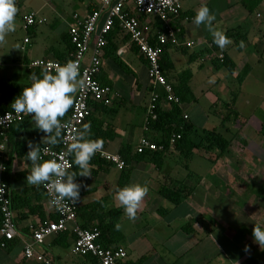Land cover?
Instances as JSON below:
<instances>
[{
    "label": "crops",
    "instance_id": "1",
    "mask_svg": "<svg viewBox=\"0 0 264 264\" xmlns=\"http://www.w3.org/2000/svg\"><path fill=\"white\" fill-rule=\"evenodd\" d=\"M188 1L181 0L182 12L173 21L174 25L181 28V44L167 49L173 68L166 71V74L172 84L179 80V74L187 69L185 68L187 64L190 71L193 62L198 61L197 65L201 66L205 55L209 53L194 57L195 53L207 50L212 44L213 36L208 29L202 25L197 26L193 22L196 11ZM240 2L243 5L242 0ZM16 4L18 5L17 10L22 7L26 8L22 15V29L25 30L26 35L21 43V49L25 51V54L22 55L23 61L12 57V64L8 65L9 74L8 70L1 67L0 98H4V94L9 92L5 84L27 85L32 83L31 76H38L37 69L31 67L33 60L56 59L53 50L64 55L69 53L72 56L73 51L69 52L71 48L68 43L69 29L77 25L96 6L93 0H16ZM263 4L264 0H261L255 9L257 18L263 17ZM126 5L131 6L132 4L128 2ZM216 7L218 8L219 25L223 27L222 32L225 31L224 29L234 27L242 29V24L232 25L230 20L233 19L225 17L226 12L224 11L228 7L233 9V5L226 3L216 5ZM30 12H36L46 21L25 28V16ZM105 17L104 12L100 17L98 30L102 27ZM245 20L246 17L243 18V21ZM143 22L147 27V32L154 35L156 20L145 17ZM217 23L213 22L215 29ZM44 24L47 26H43ZM262 24L257 29V35L261 38L258 37L256 41L254 38L253 42L256 46L253 54L249 53L246 57L249 60L245 61L247 62L245 65L251 66V59L261 62L260 56H264V29H262L264 21ZM27 37L28 42L25 41ZM110 40V46L113 44L118 46L119 61L113 60L111 52L105 54L107 50H103V66L98 79L102 84L109 85L112 93L106 101L91 104L90 119L94 120V126L89 120L84 124L90 126L91 139L101 140L95 135L103 132L104 143L102 145L104 148L109 153L120 155L124 146H130L132 153L136 152L143 137L153 141V133L145 127L148 109L153 103L154 94L164 93V89L152 86L147 61L136 49L137 47L131 43L126 33L121 30ZM0 44L2 45L0 50L6 48L4 46L6 43ZM232 45L234 44L231 41L226 46L228 50ZM238 48L241 49V46ZM228 54L234 57L229 51ZM191 55L193 57H190ZM251 55L253 58H250ZM177 59L182 63L181 67L177 66ZM235 62L236 73L233 75L239 73L237 70L240 65L236 60ZM251 74L252 71L249 72L248 77L246 76L244 82L247 78H251ZM163 102L165 108L170 107L167 99ZM185 104L183 111L191 120ZM70 111L71 107L62 120L68 119ZM31 116L32 114L27 115L23 122L14 125L11 130L12 142L8 145L11 167L6 175L8 182L5 181L10 186L12 197L21 196L15 201L16 205L13 207L18 236L9 242L6 248H0V264H40L36 260L25 257L23 239L31 238L32 228L38 227L41 223V216L48 220L54 215V209L44 190L42 193V185L30 186L26 181L27 173L31 169L26 156L29 150L28 142L31 141L34 146L39 145L40 149L47 145L41 143L45 134L33 127ZM249 120L246 119L241 128L254 129L258 133L264 119L260 123ZM256 124L257 128L252 127ZM233 144L232 141L229 150L218 159L208 155L196 158L198 163L204 164L205 170L200 173L193 172L188 176L180 172L179 167H183L181 164L183 160L178 151L171 148L164 156L160 168L149 157L141 160L132 159L126 169L124 168L125 170L104 158L100 157L103 160L96 161L92 157L89 164L91 175L85 177L77 174L75 177V181L80 185L77 205L81 209L96 205L104 211L113 208L121 210L118 224L123 238L118 246L123 247L127 252V259L124 263L135 262L142 258L140 264H212L211 260L215 261L214 264H246L248 259L255 258L264 264V248L254 241L252 234L255 224L264 226V198L258 194V190L264 183L263 181L260 184L259 181L260 177L264 178L258 169L260 161L257 162L258 164L252 163L249 154L246 156L231 155ZM249 144H246L247 147H250ZM253 144L252 141L251 145ZM176 157L180 158L179 162ZM44 160H50V158L46 157ZM193 160L195 161V158H191L189 162ZM243 161L251 163L249 171L241 169L239 171V165ZM262 162L264 163V160ZM177 166H179L178 171L175 170ZM77 171L79 169L74 165L70 172ZM241 179L245 181L240 183ZM124 182L126 185L139 183L147 188V193L135 219H129L123 207L114 199L116 190L124 187L122 186ZM164 185L182 188L189 196L180 203H173L160 193ZM78 221L82 224L81 215H78ZM73 244L72 239H60L56 235H50L37 247V250L46 252L53 259V264H97L96 259L90 256L74 255L72 253ZM245 246L248 247L247 251H245Z\"/></svg>",
    "mask_w": 264,
    "mask_h": 264
},
{
    "label": "built area",
    "instance_id": "2",
    "mask_svg": "<svg viewBox=\"0 0 264 264\" xmlns=\"http://www.w3.org/2000/svg\"><path fill=\"white\" fill-rule=\"evenodd\" d=\"M128 2H131L132 5L127 6ZM93 3L96 5L95 9L81 19L77 25L71 26L69 29L71 43L74 46L72 59L69 61L78 64L79 78L83 79L87 86L76 93L68 119L61 122L62 138L60 148L55 149L48 144L41 148L43 160L46 157L57 161L62 159L66 163L68 171L73 168V163L72 156L67 153V146L91 114V102H104L112 93V88L109 85L102 84L98 76L103 66L102 55L107 44L106 36L117 26L128 35L131 43L138 48L139 53L147 61L152 86L162 87L165 99L168 102L179 104L182 108L184 106V103L180 102V98L174 93L172 83L169 82L160 64L163 46L168 43L172 45L181 44L179 37L181 28L173 24V21L182 12L181 0H93ZM104 12L106 13L105 20L98 30L100 17ZM143 15L147 18L160 20L164 29L159 30L155 36L148 33L146 25L139 18ZM75 17H78V15H75ZM45 21L46 19L38 16L36 12H30L25 16V28ZM25 41L28 42L29 38L27 37ZM220 57H223V54ZM66 62L68 61L48 58L36 59L31 62V67L52 73L57 66ZM158 97L159 94L155 93L153 103L148 109L145 126L147 130H149V119L157 118L154 103ZM6 115V120H0V248H6L9 242L18 236L11 190L9 184L4 180L8 159V131L14 124L23 122L27 116L26 114L18 115L12 109L0 113V117ZM184 117L188 118V114L185 112ZM179 137L177 135L171 139L170 148L172 150L175 149V142ZM161 149H164L163 145L143 137L136 151L141 153L145 150ZM95 155L110 161L120 169L126 166V162L121 155L109 153L103 145ZM43 190L50 202L51 197L48 190L44 186ZM64 205L63 212L57 211L52 205L58 219L40 223L37 228H32L30 239H23L26 258L36 260L40 264H53V259L46 252L37 250V247L50 235L72 231L75 235L72 246L74 255L92 256L96 258L97 264L124 263L127 259V252L123 247H104L100 242L101 232L98 229L84 228L78 221L77 203L65 200Z\"/></svg>",
    "mask_w": 264,
    "mask_h": 264
},
{
    "label": "clouds",
    "instance_id": "3",
    "mask_svg": "<svg viewBox=\"0 0 264 264\" xmlns=\"http://www.w3.org/2000/svg\"><path fill=\"white\" fill-rule=\"evenodd\" d=\"M16 14V0H0V43L7 34L16 30ZM214 21L215 15L206 5L201 6L193 18L197 26L204 25L208 29L213 36V42L223 49L231 40L213 27ZM79 77L78 64L68 61L57 66L52 73L45 70L41 76L32 75L30 86L24 87L11 103L10 107L16 114H32L33 127L45 134L41 143L56 145L59 142L62 133L61 120L72 107L74 94L87 86ZM6 119L7 115L0 117V120ZM101 148L102 142L91 139L90 126L84 124L67 146V153L73 157L72 163L79 169L77 172H69L62 159L43 160L39 145L34 146L29 141L26 156L31 169L26 176L27 185L44 186L51 197V204L57 211L63 212L65 200L75 203L79 201L80 185L75 177L77 174L85 177L91 175L90 161ZM146 193V186L134 183L118 188L114 199L123 207L129 219H135ZM115 227L120 229L119 224ZM252 234L254 241L264 248V226L255 224ZM247 250L248 247L245 246V251Z\"/></svg>",
    "mask_w": 264,
    "mask_h": 264
},
{
    "label": "trees",
    "instance_id": "4",
    "mask_svg": "<svg viewBox=\"0 0 264 264\" xmlns=\"http://www.w3.org/2000/svg\"><path fill=\"white\" fill-rule=\"evenodd\" d=\"M243 6L249 11L253 12L256 7L261 3V0H242ZM92 6V5H90ZM92 8V7H91ZM146 16H139L141 20L145 19ZM177 26V25H176ZM155 28L156 33H154L153 36L157 34V32L160 30L162 31L163 23L160 20H156L155 22ZM121 32V28L117 26L114 30L108 33L106 36L107 38V44L104 47L105 54L111 52L113 60L116 62L119 61L117 58V50L118 46L117 44H113V46H110L112 36L118 34ZM237 47H240L241 44L248 39V33L242 30L239 27H234L231 29H227L223 32ZM128 37V35L126 34ZM181 36V33L179 34V37ZM212 44L210 45V48L207 50L201 51L200 53H195L196 56L203 55L206 52L210 55V60L214 67L216 69H220L221 67H225L229 72L232 74L235 73L236 69V62L235 60L229 56L228 54V47H225L223 49L219 48L214 42L213 37L211 38ZM68 43L71 46L70 51H74V46L71 43L70 37L68 38ZM116 43V42H115ZM172 45L171 43L166 44L163 46V51L160 56V64L163 69V72L166 74V71H169L173 68V63L169 58V53L167 51L168 48H170ZM138 50V48H136ZM55 52V58L60 61H69L72 59V56L67 53L66 55L59 53L57 50H53ZM223 54V57H220V55ZM190 57H193L192 55ZM38 76H41L42 70H37ZM250 72V66L245 65L243 69L237 74L236 80H238L239 84H243L244 79ZM192 77V72L190 69H186L184 71H181L179 74V80L177 82H174L172 84L174 93L180 98V102L182 103H190L195 100V96L193 94V90L190 85V80ZM30 84L22 85V84H15V83H9L5 84V87L8 88L9 92L4 94V98H0V113H3L9 109H11V103L13 100L20 95L24 87H28ZM4 91V90H3ZM164 99L165 95L161 92L159 94V97L155 101V112L157 113V118L155 119H149V129L153 133V141L156 142L159 145H163L164 149L161 150H145L144 152H133L132 148L130 146H124L121 151L120 155L125 160L126 167L129 165L130 161L132 159L141 160L145 157H149L151 161H153L158 168L161 167L163 163L164 156L168 154L169 148H170V141L174 136L179 135L180 137L176 139L175 142V150L178 151L179 156L182 157L183 162H185V166L188 167V162L193 157L194 153L197 150H202L206 152H215L216 159L222 157L230 148V145L232 144L233 138H227L224 135H222L220 132H218L215 128L213 129H203L201 132L195 127V124L189 120L188 118L184 117V111L183 108L180 107L179 104H176L174 102H170V107L165 108L164 107ZM93 102H91L92 104ZM232 115H235L237 118L239 113L235 110L229 112L228 116H226L224 119H229ZM91 114L87 117V120L91 121V125L94 126L93 122L94 120L90 119ZM96 120V119H95ZM64 121V120H62ZM61 121V122H62ZM21 123V122H20ZM85 123V122H84ZM17 124V123H16ZM14 124V125H16ZM99 125L101 123H98ZM13 125V126H14ZM13 126L8 131L9 136V144L12 142L11 138V130ZM101 129V127H99ZM103 133V132H102ZM102 133H96L97 137L101 138L102 144L104 143L103 135ZM258 133L264 137V120L260 125V129ZM62 138V133H61ZM56 145H51L55 149L60 148V141ZM97 139V138H95ZM99 140V139H98ZM93 158L98 160H103L98 156H93ZM73 159V157H72ZM7 165V171L4 174V180H7L6 175L9 171L11 164L9 158L6 161ZM74 167V164H73ZM123 168V169H124ZM124 169V170H125ZM71 171V170H70ZM69 171V172H70ZM126 183L124 182L122 186H125ZM42 193H43V186H42ZM160 193L173 203H180L181 201L185 200L189 194L187 192L184 193V190L179 187H170L169 185H164L160 189ZM258 194L261 198H264V183L261 185L260 189L258 190ZM21 196H14L12 197V204L13 207L15 204V201L17 199H20ZM39 207V206H36ZM37 210V209H36ZM77 215H81L83 222L82 226L84 228L88 229H98L101 232V238L100 242L104 247H116L118 246V243L123 238V235L119 230L116 229L115 225L119 223L120 217H121V210L119 208H113L108 211H104L103 208L100 209L96 207V205H93L89 208L81 209V207L77 208ZM41 223L46 222L47 219L41 216ZM58 216L56 213H54L53 216H51L48 221L50 220H57ZM0 225H1V215H0ZM57 238L60 239H72L73 243L75 241V235L72 231H67L63 233H59L56 235ZM67 245V244H65ZM92 257V256H90ZM94 258V257H92ZM96 259V258H94ZM97 262V260H96ZM142 262V258L138 259L135 262H127L123 264H140ZM246 264H262L260 261H258L255 258H250L247 260Z\"/></svg>",
    "mask_w": 264,
    "mask_h": 264
},
{
    "label": "rangeland",
    "instance_id": "5",
    "mask_svg": "<svg viewBox=\"0 0 264 264\" xmlns=\"http://www.w3.org/2000/svg\"><path fill=\"white\" fill-rule=\"evenodd\" d=\"M188 3L191 5V7H194L193 9L195 11H197L201 6L206 5L210 12L215 15V21L218 22L216 30L218 31H222L223 27L219 25V18L217 17L218 8L216 5H225L228 3L229 5L234 6L233 9L229 7L226 8L224 11L226 12L225 17L228 19H233L230 20L232 21V25H235V23L238 25L242 24V29L247 32L249 36L248 41L246 40L241 44V49H239L236 45H232L228 50L240 65L237 70L240 72L247 63L245 62L248 59L246 57L249 55V53L253 54L254 52L256 46V43L253 42L254 38L255 41L258 37L261 38L260 35H257V29L263 25L262 22L264 21V10L262 9L263 17L257 18L256 10L249 12L241 4L240 0H189ZM16 7L18 9L17 4ZM25 11L26 8L24 7L17 10V15L15 18L16 30L10 34H7L2 42L6 43V45H4L6 48L0 50V69L3 68L4 70H8V74L10 73L8 65L12 64V57H15L16 59L20 58L21 61H23L22 55L25 54V51L21 49V43L24 36L26 35L25 30L22 29V15L25 13ZM232 13L234 14L233 17ZM218 16L221 18L220 14H218ZM244 17H246L245 21H243ZM237 19L239 21H237ZM43 26H47V24H44ZM1 46L2 45L0 44V47ZM255 55L257 54L255 53ZM244 56L245 58L243 59ZM250 58H253V56L251 55ZM260 58L261 62L251 59V78H247L246 81L243 82L244 84L241 85L239 84L238 80H236L237 74L233 75L225 67L216 69L210 60L209 54L205 55L201 66L197 65L198 61H196L197 63H191V69L194 73L192 72L190 85L193 90L195 100L185 104V108L188 110L195 127L200 132L203 129L215 128L225 137L233 138L234 144L231 147V155L246 156L249 154L251 155L249 157L252 159V163H257L260 161L258 169L262 172V176L264 177V163L262 162L264 160V137L258 136L257 134L259 133H257V130H246L241 128L242 125H244V121L246 119L249 120L250 118L251 120L249 121H254L256 123H260L264 119V56H260ZM7 61L9 62L7 65H5ZM176 63L178 67H181L182 63L178 59L176 60ZM185 68L188 69V64ZM210 81L212 82L210 83ZM233 110L239 113L238 117L236 118L235 115H232L229 119L225 120L224 118L228 116L229 112ZM252 127L257 128L258 125H252ZM247 128H249V126H247ZM252 141L254 142L253 145H251ZM245 142L246 144L250 143L249 145L252 148L247 147ZM207 155L216 158L215 152L213 151L206 152L197 150L192 157V159L195 158V161L193 160L188 162L189 167H185V162H183L181 163L183 167L181 168L177 166V168H180V172L183 173L184 176H188L193 172H203L205 170V166L204 164L198 163L196 158H201L202 156ZM176 160L179 162L180 158L176 157ZM239 167V171L240 169L243 171H249L251 168V163L243 161L240 163ZM177 168L175 167L176 171L179 170V168ZM244 181L245 179H241L239 182L241 183ZM259 181L261 182L260 184H262L264 178L260 177ZM210 262L214 264L215 261L211 260Z\"/></svg>",
    "mask_w": 264,
    "mask_h": 264
}]
</instances>
